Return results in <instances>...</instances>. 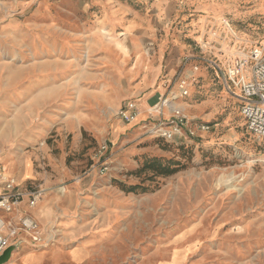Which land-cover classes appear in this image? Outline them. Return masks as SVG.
<instances>
[{
  "label": "rangeland",
  "instance_id": "374dc122",
  "mask_svg": "<svg viewBox=\"0 0 264 264\" xmlns=\"http://www.w3.org/2000/svg\"><path fill=\"white\" fill-rule=\"evenodd\" d=\"M132 20L137 30L124 34ZM263 38L264 0H0L1 166L30 157L61 194L79 189L91 216L80 263L55 222L52 245L12 254L32 251L35 264H264V140L206 61L225 71ZM147 40L148 56L129 53ZM180 80L182 137L149 134L148 107L138 123L117 115L156 88L177 94Z\"/></svg>",
  "mask_w": 264,
  "mask_h": 264
},
{
  "label": "built area",
  "instance_id": "2783aa9c",
  "mask_svg": "<svg viewBox=\"0 0 264 264\" xmlns=\"http://www.w3.org/2000/svg\"><path fill=\"white\" fill-rule=\"evenodd\" d=\"M206 61L217 77L224 78L227 90L238 99L247 129L264 140V38L249 52L237 56L225 71L217 60ZM187 94L184 80L179 81L177 94L170 91L158 94L147 111V117L152 121L147 132L167 141L182 137L188 120L177 102ZM136 114V103L132 100L125 101L117 110L119 118L127 123L132 122ZM200 128L207 129V126L201 125ZM105 169L102 166L99 172L103 173ZM41 192L42 189L34 183L17 182L0 163V255L13 244L46 247L56 240L58 230L54 225L40 224L27 209L21 208L23 201L27 208H33Z\"/></svg>",
  "mask_w": 264,
  "mask_h": 264
},
{
  "label": "crops",
  "instance_id": "0c3cea01",
  "mask_svg": "<svg viewBox=\"0 0 264 264\" xmlns=\"http://www.w3.org/2000/svg\"><path fill=\"white\" fill-rule=\"evenodd\" d=\"M137 27H138L137 22L134 20L126 22L124 24V34L135 32L137 30ZM134 43H135L134 48H132L133 50L129 53L134 54L135 56H138V54L139 55L142 54L141 56H139L140 60L145 58V55L148 56L151 50H153L152 41L147 40L146 49L145 51H143V53L138 42L136 41ZM119 47L120 48H116L117 51L122 56H127V50H123L121 48V44L119 45ZM159 71L160 70L157 69L155 71V74L157 75ZM108 84L109 82L107 83L106 89L110 90V88H108ZM165 84L166 82L163 83V85ZM144 89L143 88L139 89L140 94H143L142 92ZM156 89L158 90H156L155 94L153 95L150 94L149 96H147L144 102L141 99H137L135 101L137 107V114L135 119L131 123L140 122V119H142L145 116L144 108L145 109L146 107L149 108L155 102V101L149 102L147 101V99L151 98L154 95H157L158 97V94L164 93V92L160 93L159 88ZM146 94L147 92L144 93V95ZM78 102L79 99L77 98L75 104H77ZM72 105H74L73 102H71V106ZM148 108L146 112L148 111ZM147 116L148 113L145 116V119H147ZM40 154L38 155L40 156ZM41 155L44 156V154ZM38 166L41 167L40 164H38ZM5 171L7 174L15 177L17 182L21 184L34 183L42 189V192L38 196L36 204L33 208L30 209L27 208L25 201L21 203V208L27 209L30 212V214L40 224L44 226L53 225L54 222L58 223L57 225L62 228L65 237L67 239L77 242V244L74 243V245H72L70 249V256L75 262L80 263L85 257V253L89 242L87 239L80 238V236L83 235L90 226L85 224L83 220L84 219L87 220V218L91 217L90 214L82 210L83 207L80 206L81 205L80 203L81 200L79 199L80 190L77 189V191L75 190L72 192H66L65 194H61L60 188L56 190V186H57L56 180H53L49 177L51 174L50 175L48 174L49 175L48 176L47 172L44 169L43 171H38V172L35 171L32 167L31 159L28 156H24L22 159H17V158L15 160L10 159L8 168H5ZM39 257L40 256H38L37 257L38 259H36L35 253L27 249H21L17 254L15 255L12 254L9 261L6 262L5 264H35L36 262L40 261Z\"/></svg>",
  "mask_w": 264,
  "mask_h": 264
},
{
  "label": "water",
  "instance_id": "95a60500",
  "mask_svg": "<svg viewBox=\"0 0 264 264\" xmlns=\"http://www.w3.org/2000/svg\"><path fill=\"white\" fill-rule=\"evenodd\" d=\"M18 249V245L13 244L9 246L1 255H0V264H5L9 261L12 253Z\"/></svg>",
  "mask_w": 264,
  "mask_h": 264
},
{
  "label": "trees",
  "instance_id": "16d2710c",
  "mask_svg": "<svg viewBox=\"0 0 264 264\" xmlns=\"http://www.w3.org/2000/svg\"><path fill=\"white\" fill-rule=\"evenodd\" d=\"M157 138H161V137H157ZM161 139H163V138H161ZM174 170H166L164 173L165 174H170L171 172H173Z\"/></svg>",
  "mask_w": 264,
  "mask_h": 264
}]
</instances>
